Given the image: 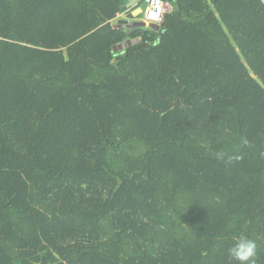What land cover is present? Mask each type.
I'll return each mask as SVG.
<instances>
[{
	"label": "trees",
	"instance_id": "obj_1",
	"mask_svg": "<svg viewBox=\"0 0 264 264\" xmlns=\"http://www.w3.org/2000/svg\"><path fill=\"white\" fill-rule=\"evenodd\" d=\"M134 1L0 0V264H264V0Z\"/></svg>",
	"mask_w": 264,
	"mask_h": 264
},
{
	"label": "clouds",
	"instance_id": "obj_2",
	"mask_svg": "<svg viewBox=\"0 0 264 264\" xmlns=\"http://www.w3.org/2000/svg\"><path fill=\"white\" fill-rule=\"evenodd\" d=\"M227 255L230 262L235 264H257L259 251L257 242L247 236L236 237L228 248Z\"/></svg>",
	"mask_w": 264,
	"mask_h": 264
},
{
	"label": "built area",
	"instance_id": "obj_3",
	"mask_svg": "<svg viewBox=\"0 0 264 264\" xmlns=\"http://www.w3.org/2000/svg\"><path fill=\"white\" fill-rule=\"evenodd\" d=\"M145 4V10L142 14L144 22L149 25L162 26L166 21V3L163 0H142Z\"/></svg>",
	"mask_w": 264,
	"mask_h": 264
},
{
	"label": "water",
	"instance_id": "obj_4",
	"mask_svg": "<svg viewBox=\"0 0 264 264\" xmlns=\"http://www.w3.org/2000/svg\"><path fill=\"white\" fill-rule=\"evenodd\" d=\"M138 3V0H135L134 2H132L130 5H128L127 7H123V9H127V8H132L133 6H135ZM143 10L141 8L137 9L134 12V16L135 17H139L142 14ZM148 26L147 23L145 22H134L131 24V27H146ZM154 25H150V27H153Z\"/></svg>",
	"mask_w": 264,
	"mask_h": 264
},
{
	"label": "rangeland",
	"instance_id": "obj_5",
	"mask_svg": "<svg viewBox=\"0 0 264 264\" xmlns=\"http://www.w3.org/2000/svg\"><path fill=\"white\" fill-rule=\"evenodd\" d=\"M142 8H144V10H145V4H143L142 5ZM169 10H170V6H169V4H166V11H167V13L169 12ZM167 13H166V15H167ZM121 18L123 17L124 18V20H128V21H133L130 17H129V14L128 13H125L124 15H121L120 16ZM135 21H139V22H142V21H144V16L143 15H141L140 17H136L135 18ZM146 29H148V28H146Z\"/></svg>",
	"mask_w": 264,
	"mask_h": 264
},
{
	"label": "crops",
	"instance_id": "obj_6",
	"mask_svg": "<svg viewBox=\"0 0 264 264\" xmlns=\"http://www.w3.org/2000/svg\"><path fill=\"white\" fill-rule=\"evenodd\" d=\"M169 6H170V5H169ZM171 9H172V8H171V6H170V10H171ZM170 10H169V11H170Z\"/></svg>",
	"mask_w": 264,
	"mask_h": 264
}]
</instances>
